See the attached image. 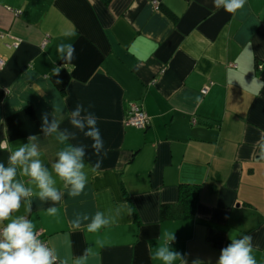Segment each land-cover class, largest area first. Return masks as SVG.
<instances>
[{
	"label": "crops",
	"instance_id": "obj_1",
	"mask_svg": "<svg viewBox=\"0 0 264 264\" xmlns=\"http://www.w3.org/2000/svg\"><path fill=\"white\" fill-rule=\"evenodd\" d=\"M0 32V163L35 144L61 196L42 201L18 168L33 195L11 218L31 220L58 264L86 249L84 264H161L152 253L170 234L187 264H216L245 234L264 264V0L235 14L213 0H0ZM60 43L74 44L71 62L59 59ZM78 103L81 117H98L99 155L70 123ZM131 103L148 116L145 129L126 123ZM69 145L85 151L78 197L52 167ZM182 185L199 187L194 214L161 220ZM98 211L116 222L88 232Z\"/></svg>",
	"mask_w": 264,
	"mask_h": 264
},
{
	"label": "clouds",
	"instance_id": "obj_2",
	"mask_svg": "<svg viewBox=\"0 0 264 264\" xmlns=\"http://www.w3.org/2000/svg\"><path fill=\"white\" fill-rule=\"evenodd\" d=\"M246 3L247 0H213L214 7L222 8L229 14L237 13L245 7ZM57 54L63 62H71L75 59L74 44H58ZM82 107L79 103L76 105L71 112L70 123L84 132L86 137L91 138L93 141L92 148L95 154L99 155L101 149H104L105 142L101 138L98 117L92 114L81 117ZM41 119L47 124V113L43 114ZM58 127V123L54 120L43 130L46 133H51L56 131ZM68 138L64 133H60L58 137L61 142ZM106 152L107 150H105L104 155ZM57 155L58 160L52 166L53 171L64 182L65 187L71 186L70 196H80L88 182L87 174L84 171V147L69 145L65 150L59 151ZM39 156L40 153L36 145L30 143L11 151L8 157V167L0 163V225L7 221L6 226L0 227V264H55L57 259L54 250L45 246L37 236L31 220L24 216L11 218L12 213L21 207V200L33 195L31 188L25 187L23 183L17 181L18 168L21 174L30 178V181L39 189L37 195L42 201L51 200L57 203L61 199L60 193L54 187L55 181L51 173L44 167ZM102 163L103 158L98 159L93 165L92 171L99 170ZM47 212L49 215H55L57 209L50 207ZM84 219H88V217L85 216ZM115 222V219L105 217L103 213L98 211L92 217L91 223L87 225V231L99 232L102 228H106ZM72 223L73 228L80 227L79 219ZM174 240V234L168 235L166 242L158 246L152 253V259L160 261L161 264H174L177 260L180 261V264H187L185 257L170 247ZM230 240L231 242L227 247L221 249L216 264H257L253 255L252 237L250 235L245 234L240 238H230ZM88 254L89 250L86 249L84 255L78 258L75 264H84ZM193 264H203V261L196 260L193 261Z\"/></svg>",
	"mask_w": 264,
	"mask_h": 264
},
{
	"label": "trees",
	"instance_id": "obj_3",
	"mask_svg": "<svg viewBox=\"0 0 264 264\" xmlns=\"http://www.w3.org/2000/svg\"><path fill=\"white\" fill-rule=\"evenodd\" d=\"M110 0H103L108 3ZM180 198L176 204L164 205L160 210L161 220H176L190 217L194 214L198 203L199 187L194 185H182Z\"/></svg>",
	"mask_w": 264,
	"mask_h": 264
},
{
	"label": "built area",
	"instance_id": "obj_4",
	"mask_svg": "<svg viewBox=\"0 0 264 264\" xmlns=\"http://www.w3.org/2000/svg\"><path fill=\"white\" fill-rule=\"evenodd\" d=\"M5 35L0 32V38H3ZM46 42V41H45ZM44 42V43H45ZM19 45V42L16 41L12 44H7L6 47L9 49H16ZM4 67V62L0 60V70ZM207 89H203L201 91L202 94H206ZM126 123L130 126H133L137 129H145L149 123L148 116L143 112L141 107L138 104L131 103L128 106L127 116H126ZM39 239L45 244V246L49 247L48 242L41 236L40 232H36ZM50 248V247H49ZM55 264H58L57 260Z\"/></svg>",
	"mask_w": 264,
	"mask_h": 264
}]
</instances>
